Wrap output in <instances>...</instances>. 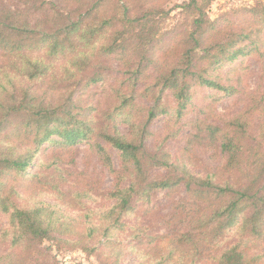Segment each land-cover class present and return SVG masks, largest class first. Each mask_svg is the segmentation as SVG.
I'll use <instances>...</instances> for the list:
<instances>
[{"label": "trees", "instance_id": "1", "mask_svg": "<svg viewBox=\"0 0 264 264\" xmlns=\"http://www.w3.org/2000/svg\"><path fill=\"white\" fill-rule=\"evenodd\" d=\"M212 1L189 0L181 5L192 14L193 20L190 30L176 42L178 60L150 75L146 73L151 66L149 58L155 55L152 47L157 25L151 17H164L167 12L163 10L153 15L150 12L134 16L130 6L121 5V17L105 18L98 28L92 19L103 13L101 2L94 4L82 19L72 20L42 0L38 7H31L36 17L41 18L34 27L15 13L0 16V51L10 60L9 69L0 76V191L9 182V176L15 181L24 178L47 181L39 173L26 177L36 154L45 151L42 149L45 143L71 148L87 140L117 179L114 190L107 195L114 203L99 214V222H94L89 229L98 244L112 245L111 239L116 233L129 232L128 237L134 241L129 249L140 252L139 262L135 264H203L208 257L212 264H264V160L255 158L251 166L256 168L252 170L248 165L243 167L245 152L235 127H244L245 120L241 122L238 116L225 129L202 118L200 113L178 126L197 88L216 91L232 88L219 80L218 71L223 63L233 62L250 51L264 58V6L259 3L247 10L251 15L249 26L224 38L219 37L215 22L207 16ZM51 22L53 28H39ZM29 41L38 43L49 58L62 57L67 61L65 72L40 58H30L26 44ZM110 55H118L124 69L113 82L102 61ZM58 70L66 75L63 85L67 87L76 80L79 84L84 73H91L87 85H104L107 109L96 104L85 106L83 100L71 97L53 104L52 100L42 98V94L36 95L26 84L52 72L59 75ZM55 75L50 77L58 83ZM145 77L152 79L151 87L138 88L136 85ZM165 92L175 101L174 116L162 104ZM142 95L154 99L147 116L143 119L124 116L133 115L129 111L138 107L136 103ZM162 115L168 117V126L191 129L177 156L163 147L164 142L177 136L174 129L162 134L159 148L154 150L146 144L153 137L150 124ZM125 122L129 124V131L122 133L118 125ZM200 140L207 144L221 141L225 155L222 176H202L192 170L191 150ZM18 142L28 145H18ZM106 145L118 151L119 168L114 167ZM153 169H164V175L152 178ZM181 187L186 191V203L177 204L167 222L166 233L144 234V228L124 221L134 213L137 201H149L159 191L171 193ZM76 196L83 199L88 194L81 190L64 194V198L73 201H77ZM0 204L9 218L7 232L11 228L14 232L13 248L29 249L44 239L53 238L57 229L49 216L56 211L50 205L24 208L3 196ZM178 207L187 209L185 214L177 216ZM103 224L106 226L100 233ZM211 246L217 248L215 255L209 252ZM90 250L96 252L97 245ZM12 256L11 264L15 254ZM114 264H121L118 258Z\"/></svg>", "mask_w": 264, "mask_h": 264}, {"label": "rangeland", "instance_id": "2", "mask_svg": "<svg viewBox=\"0 0 264 264\" xmlns=\"http://www.w3.org/2000/svg\"><path fill=\"white\" fill-rule=\"evenodd\" d=\"M42 0H0V16H11L14 13L20 15L22 21H28L34 27L40 17H36L35 10L31 7L39 6ZM54 5L64 17H70L72 20L82 19L97 2L104 4L103 13L100 17L92 19V24L96 22L95 27L101 25L103 19L112 16L121 17V5L127 4L131 8V14L142 16L144 14H155L157 11H165L164 17L153 15V23L157 21L156 33L151 45L152 53L149 60L151 66L146 75L161 68H168L178 60L177 40H179L186 30H190L192 24V14L184 11L182 4L189 0H45ZM264 6V0H213L207 8L208 18L215 22L219 37L228 38L229 34L238 31L241 27L250 24L251 15L247 10L256 7L258 4ZM47 5V4H46ZM53 20V17L50 18ZM257 24H254L256 26ZM39 28H53V22ZM14 34H12V37ZM27 44V53L32 59L40 58L45 63H52L51 66L64 68L67 61L62 57L58 59L49 58L38 43ZM253 51L239 57L233 62L223 63L218 71V77L221 84H225L229 91H216L210 88H197L194 98L189 103L186 116L181 123H185L197 114L203 113L202 118H208L212 124L222 128H228L230 120L241 117V122L245 120L244 127H235L239 130L238 136L241 137L242 149L245 152L243 158V167L248 165L252 170L255 158L264 160V58L259 57ZM105 65V72L110 75V82L119 72L123 71L118 55H110L106 60H102ZM10 60L0 51V76L9 69ZM54 69V68H53ZM56 71V70H55ZM55 75L58 83L52 82L51 77L45 76L39 81L26 82L32 87L36 95L42 94V98L52 100L53 104H58L67 98H79L83 100L84 105L104 104V85H87L88 76L91 73L86 72L70 87L64 86L63 81L66 75ZM1 79V78H0ZM69 84V83H68ZM152 85V79L143 78L136 86L138 88H149ZM159 93V92H158ZM157 93V95H158ZM145 95V94H144ZM142 95L138 101L135 110L129 111L131 115L143 119L147 116L148 108L153 106V97ZM156 95V97H157ZM162 104L171 109L174 116L175 101L169 92L162 95ZM128 113V111H127ZM1 116V114H0ZM119 116H122L120 114ZM167 116H159L150 124L153 137L146 142L149 148L157 149L163 141L162 134H167L166 130L174 129L177 136L164 142L166 148L173 156L180 153V149L186 144L185 136L191 132L190 127L166 125ZM228 125L227 127H225ZM236 126V124H233ZM118 129L122 133L129 131V124L119 123ZM5 134V133H4ZM3 134V135H4ZM2 135V136H3ZM9 137V136H8ZM6 137V139L8 138ZM84 140L73 147H59L53 143H45L42 149L36 154L30 166L26 177L36 173L44 179L26 178L15 181L9 176V182L0 191V196L10 198L15 205L24 208L34 206L50 205L56 212L49 216L56 225V231L53 232L52 239H44L41 244L33 245L29 249L13 248L11 240L13 230H9L8 214L2 212L0 204V264H11L10 258L15 254L12 264H114L115 260L121 264H135L139 262L137 256L139 251L131 252V238L129 232L116 233L112 238V245L106 247L98 244L92 237L90 226L94 222H99V214L109 208L114 201L107 198L110 191L114 190L117 179L104 166L103 161L98 155L92 143ZM16 145V143L14 144ZM18 145L26 146L28 143L18 142ZM107 146V145H106ZM112 157L115 168L120 167L118 151L107 146ZM192 170L202 176L215 174L220 177L224 164L225 155L221 150V141L214 144L195 142L191 150ZM252 155L251 158H247ZM259 165V164H258ZM246 169V168H244ZM219 170V172H218ZM164 169H153L152 178H158L164 175ZM217 172V173H216ZM222 176V175H221ZM237 176L240 177L239 173ZM2 180V179H1ZM3 182V180L1 181ZM1 184V183H0ZM84 191L87 197L77 201L64 198V194ZM186 191L183 187L175 192L168 193L159 191L153 195L149 201L139 200L135 203L134 213L124 221L129 222L130 226L138 225L145 229L144 234H163L168 230V221L171 214H174L177 204H185L184 198ZM187 208L189 207L186 204ZM187 210V209H185ZM182 207H178L177 216L185 214ZM176 216V217H177ZM178 221V219H177ZM105 224L101 225L100 233L103 232ZM99 231V230H98ZM105 239V238H103ZM97 245V251L90 249ZM124 248L126 249L124 251ZM116 251L115 255L113 252ZM209 252L215 255L218 251L215 246H211ZM203 264H212V259L208 257Z\"/></svg>", "mask_w": 264, "mask_h": 264}]
</instances>
